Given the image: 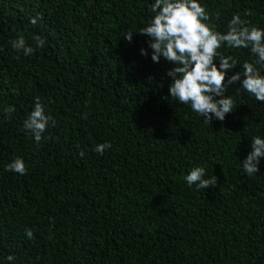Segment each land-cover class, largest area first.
<instances>
[{
  "label": "trees",
  "instance_id": "trees-1",
  "mask_svg": "<svg viewBox=\"0 0 264 264\" xmlns=\"http://www.w3.org/2000/svg\"><path fill=\"white\" fill-rule=\"evenodd\" d=\"M153 2L0 0V264H264V157L254 176L242 168L251 137L264 138V103L237 82L224 93L235 109L209 125L167 96L172 65L135 33ZM199 2L221 33L234 14L264 29V0ZM19 35L45 45L24 56ZM219 51L239 62L226 75L254 60ZM36 97L56 121L39 147L23 128ZM16 157L26 175L5 170ZM196 166L216 186L189 187Z\"/></svg>",
  "mask_w": 264,
  "mask_h": 264
},
{
  "label": "clouds",
  "instance_id": "clouds-1",
  "mask_svg": "<svg viewBox=\"0 0 264 264\" xmlns=\"http://www.w3.org/2000/svg\"><path fill=\"white\" fill-rule=\"evenodd\" d=\"M152 16L148 23L136 31L146 36L148 48L151 49V60L159 63L161 58L172 65L166 75L170 77L168 95L181 104L189 105L192 112L202 116L207 124L213 118L223 121L227 114L235 107V101L224 93L230 86L239 82L237 92L241 89L264 103V29L250 25L239 14H234L228 21L227 31L219 32L208 10L199 0H154L150 5ZM218 15V14H217ZM245 16L252 15L246 10ZM42 15L30 18V23L36 25ZM133 31L123 34L125 40L131 43ZM35 46L27 44L23 35L10 41L11 47L24 56H31L36 49L43 48L45 39L39 35L33 36ZM222 46L228 48H247L254 56L252 62L244 61L242 70L226 75L230 69L238 65V61L231 55H223L219 51ZM141 55H148L145 48L140 49ZM219 60L217 66L216 60ZM257 65L259 67H257ZM152 82V78H148ZM162 86V85H161ZM166 99V96L164 97ZM5 115L15 111L14 106L3 108ZM56 121L46 114L45 105L39 97L35 98L34 107L23 121V128L30 133L39 147L46 137L43 133ZM112 147L110 142L98 144L95 152L103 154ZM84 156L83 150L79 152ZM264 157V138L259 135L251 137V151L242 162L243 172L251 177L258 172L259 159ZM6 171L19 175L27 174V167L22 158L16 157L5 166ZM189 187L196 186L197 190L214 187L217 178L213 175L205 178V169L193 167L185 176ZM26 236L33 238L31 229H25ZM9 262L14 260L8 255Z\"/></svg>",
  "mask_w": 264,
  "mask_h": 264
}]
</instances>
